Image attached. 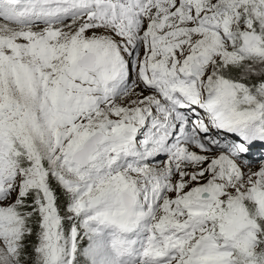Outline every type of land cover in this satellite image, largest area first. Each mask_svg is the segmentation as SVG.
<instances>
[{
  "label": "snow or ice",
  "instance_id": "1",
  "mask_svg": "<svg viewBox=\"0 0 264 264\" xmlns=\"http://www.w3.org/2000/svg\"><path fill=\"white\" fill-rule=\"evenodd\" d=\"M0 264H264V0H0Z\"/></svg>",
  "mask_w": 264,
  "mask_h": 264
}]
</instances>
